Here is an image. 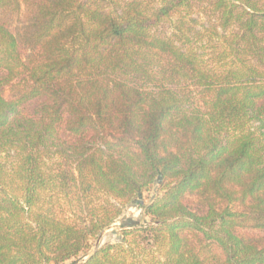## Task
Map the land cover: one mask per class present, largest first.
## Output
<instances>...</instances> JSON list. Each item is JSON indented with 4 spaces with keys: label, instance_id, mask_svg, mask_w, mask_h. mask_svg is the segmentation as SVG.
<instances>
[{
    "label": "trees",
    "instance_id": "trees-1",
    "mask_svg": "<svg viewBox=\"0 0 264 264\" xmlns=\"http://www.w3.org/2000/svg\"><path fill=\"white\" fill-rule=\"evenodd\" d=\"M78 258L264 264V0H0V264Z\"/></svg>",
    "mask_w": 264,
    "mask_h": 264
},
{
    "label": "rangeland",
    "instance_id": "rangeland-1",
    "mask_svg": "<svg viewBox=\"0 0 264 264\" xmlns=\"http://www.w3.org/2000/svg\"><path fill=\"white\" fill-rule=\"evenodd\" d=\"M158 191V188H153L145 192L140 199L127 205L120 219L95 240L93 251L106 244H115L121 238L122 231L126 228H134L149 224L150 218L146 216L144 207L159 193ZM86 259L87 258H78L66 264H83Z\"/></svg>",
    "mask_w": 264,
    "mask_h": 264
}]
</instances>
